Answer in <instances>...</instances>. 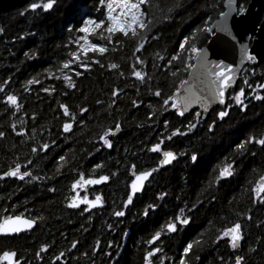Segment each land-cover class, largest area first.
Here are the masks:
<instances>
[{
    "label": "trees",
    "instance_id": "1",
    "mask_svg": "<svg viewBox=\"0 0 264 264\" xmlns=\"http://www.w3.org/2000/svg\"><path fill=\"white\" fill-rule=\"evenodd\" d=\"M43 2L24 0L0 12V85L4 88L0 131L5 133L0 137V216L42 217L34 230L1 238L0 253L14 251L21 264H111L121 241L117 234L121 224V233L128 229L131 234L119 263L114 264H142L153 247L162 249L153 256L154 264H179L182 246L193 241L198 243L187 255L189 264H233L237 255L244 257L243 264H264V201H255L252 192L264 174V146L235 147L249 135H264V88L256 87L264 84V61L245 66L228 93L231 107L222 120L216 114L227 105L217 106L205 119L196 113L178 118L171 101L166 111L159 108L162 99L176 93L186 79L193 64L188 49L193 45L201 49L210 38L208 31L197 30L205 26L209 30L223 12L224 0H145L140 6L145 26L135 27V36L132 30L127 36L108 33L105 7L99 0H55L48 11L28 9L30 3ZM248 4L249 0H237L238 8ZM84 19L105 23L86 36L78 31ZM83 37L106 51L82 52L78 43ZM181 41L186 45L183 50ZM134 70L142 78L133 76ZM30 79L39 83L29 85ZM157 89L161 97L154 95ZM241 89L243 111L233 101ZM250 93L262 99H253ZM8 94L17 96L18 106L6 103ZM60 104L69 109V117L63 116ZM154 108L158 110L153 112ZM65 122L73 124L70 132L63 131ZM189 122L196 127L184 129ZM115 123L120 128L107 137L111 144L107 147L99 136L114 129ZM176 128L185 135L168 140ZM161 140L159 154L147 151ZM44 143L50 148L41 151ZM166 150L177 159L161 167L159 160ZM193 153L199 158L196 164L190 160ZM17 163L21 171L30 173L28 177H2ZM226 164L233 166L232 175L217 180ZM150 169L156 171L145 191L124 208L131 174ZM31 175L38 178L33 181ZM80 175L110 178L101 188L103 209L91 215L66 207L70 184ZM143 205L156 209L140 217ZM181 208L190 213V225L175 234L164 233L157 244L148 245L150 233L163 231L162 226ZM117 210L125 215L114 216ZM236 222L242 224L239 251L227 244V237L216 239ZM41 245L48 247L37 256Z\"/></svg>",
    "mask_w": 264,
    "mask_h": 264
},
{
    "label": "snow or ice",
    "instance_id": "2",
    "mask_svg": "<svg viewBox=\"0 0 264 264\" xmlns=\"http://www.w3.org/2000/svg\"><path fill=\"white\" fill-rule=\"evenodd\" d=\"M100 4L105 7L104 16L107 20V29L106 31L108 33H115L120 32L123 33L125 36L128 35L129 30H132V36L136 35V32L134 30V27L144 28V14L141 11V5L145 3V0H107L105 4V0H99ZM55 3V0H45L42 4L38 3H30L28 5V9L30 10H36L38 8L43 9L44 11H48L53 7ZM117 9L119 11H117ZM246 12V9L244 6H240L238 8V13L243 14ZM222 17L226 15V13L220 14ZM105 23V20L101 19L98 22L93 19H84L83 20V26L78 29L81 33H88L91 29L90 26L94 25L95 28H100L101 25ZM216 28L218 31H224L225 26L222 22H218L216 25ZM197 31H204L207 32L208 28L205 26L203 29H198ZM111 40V36L108 38ZM187 40V37L185 38ZM88 47H90L93 51H98L100 53H104L106 49L104 47H98L96 44H91L90 46H85L84 50L87 51ZM186 45L184 41L180 42V48L183 50L185 49ZM243 47V46H242ZM188 51L192 53L193 55L190 57V59H197L198 64H192L191 68H201L204 70L205 73L208 75L214 77L215 79L207 80L201 79V73L197 72L194 74V81L193 83H187L184 80H181V84H186V87L184 88V94L181 96H176V93H173L172 95L167 96V98L162 99V104L159 105L160 109L167 110L165 106L169 105L171 101V107L176 110L178 115H183L184 111L187 110L190 104L200 102L202 104L207 103L209 99H215L218 100L221 105L225 104V89L230 84L231 80L233 79V74L231 71V65L222 66L220 64H217L214 66V68L209 71L207 67V63L204 58V53L202 49H198L196 46H191ZM200 53L199 57H197L195 54ZM27 56L28 53H25ZM73 60L76 59V53L73 52L72 54ZM177 59L176 56L172 57V60ZM243 59L246 60H253L255 59L254 56L245 55L243 56ZM140 61H138L139 63ZM171 63V61H169ZM69 64L66 62L64 64V68H68ZM81 67H87V65H80ZM110 68L115 69L117 65L110 64ZM187 67V65L185 66ZM80 73L77 72V75ZM132 75L139 78H142V73L138 70H134L132 72ZM175 75V73H173ZM65 83H67L68 87L71 88L72 82L70 78L65 75L63 77ZM4 84H7L8 81H4ZM27 83L29 85L33 83H39L38 80H28ZM196 85L200 86V95L197 94L196 91L193 89L196 87ZM257 88H264V84L257 85ZM0 91H4V88L2 85H0ZM27 91V89H25ZM44 91H48V89H44ZM149 91L151 92V88L149 87ZM255 90H253L254 92ZM176 92H180V89L177 88ZM204 93H208L209 95H203ZM113 96L117 95L116 91L112 92ZM155 96L161 97L162 92L161 90L157 89L154 93ZM252 95V93H250ZM243 96V89L240 91L235 92L233 101L234 104L237 106H240V110H244V104L242 101ZM253 99L260 100L262 97L259 94L252 95ZM5 101L7 104L12 105L13 107L18 106L17 105V96L14 94H8L5 97ZM133 104L135 105V101H133ZM151 107V105L149 106ZM231 107V104L227 105L224 110L219 111L216 116L217 119H223L226 115H228V108ZM59 108L63 110V116L69 117V109L63 105L60 104ZM157 108L153 109V112L157 111ZM81 112H84L85 109L81 108ZM149 115H152V113H149ZM199 115V114H197ZM74 118V117H73ZM215 120L213 121V124H215ZM168 121H164V125L168 126ZM213 124H209V130H212ZM63 131L64 132H70V130L73 128V124L69 122H65L63 125ZM184 129H193L196 127L195 123L189 122L187 125L183 126ZM120 128L119 123H115L114 129H106L104 130L103 134L99 136V140L103 142V145L107 147H111L110 141L107 137H109L110 134L114 133L115 131H118ZM21 132H23V129H21ZM5 133L3 131H0V137H3ZM177 135H185V131H182L180 128H176L172 131V135L167 137L168 140H171L173 137ZM164 143L163 140L157 143L151 144V147L147 149V151L152 153H160L161 145ZM258 144L264 146V135H261L259 138L255 137L254 135H249L246 137V140H242L239 143L236 144V148L238 150H244L246 148V144ZM50 146L48 143H44L40 150H47ZM33 152H37L38 149L33 148ZM46 154V153H45ZM180 155H184V153H180ZM162 159L159 160V165H168L171 164L175 159L176 155L172 150H166L162 153ZM59 159L63 161L65 158L64 156H60ZM190 160L193 162V164H196L199 162L198 156L193 153L190 156ZM101 165L97 164L95 165V168H100ZM133 168L136 166L133 165ZM232 165L226 164L225 166L221 167L219 169L218 175L216 177L217 180L221 178H226L232 175ZM156 169H151L150 171H139L138 174L136 172H133V175L135 176V179L131 181L130 188L131 191L126 193V199L122 201V206L124 208H127L130 204L133 203L134 194L141 191L143 183L152 175V173ZM30 173L27 171H21V165L17 163L15 167H10L9 170L4 171L2 173V177H17L21 180H23L25 177L29 176ZM111 175H115V173H112ZM38 177L35 175H31V179L34 181ZM109 176L108 175H100L98 179H84L83 176L79 180H76L75 183L72 184V189L75 190L78 186L82 185H95L99 184L102 181H108ZM49 191H52V189H49ZM261 191H264V177H261L260 181L258 182V187L255 189H252V192L254 195L259 196V193ZM261 201H264V197H259ZM101 202V196L96 195L94 200H89L88 196H83L82 198L79 195H74L70 198L68 206L71 208H77L80 204H86L87 207L83 209V211H88L89 208L94 207L97 203ZM155 206L150 205L149 210H152ZM195 207V205H193ZM185 209L181 208L177 213H174L173 216L170 218L168 222H166L162 226V230L165 231L166 234H175L179 232L181 229H185L186 226L190 225V213L187 215L185 214ZM143 215H147V212L142 213ZM113 215L116 217H123L125 215V212L122 210H117L113 212ZM37 219H42V217L38 218H29L23 215L14 214V215H3L0 216V235L4 236H10L12 234H18L22 231L32 229L33 226L36 224ZM242 233V224L240 222L233 223L231 227L223 229V231L216 237L217 240L222 239L223 237H227V244L232 249H237L239 247L240 241L242 239L241 236ZM161 237V231L155 232L149 240H147L148 244H153V242H159V238ZM99 243V242H97ZM195 243H198L197 241H193V243H187L182 246V253L179 255V264H189V261L187 259V255L190 254V250L193 249V246ZM47 245H41L40 252H37L36 255L40 256L41 252L46 251ZM73 247H75V242L73 243ZM162 251V249H158L156 247H153L150 251L147 252V254L144 256V264H151L149 258L153 257L157 252ZM63 255V254H61ZM15 258V259H14ZM57 261L59 260V257H55ZM244 257L237 255L234 259V264H243ZM0 262H6V264H21V261L19 258H17V254L14 251L4 250L2 253H0ZM161 264H163V261H161ZM223 264V262H221Z\"/></svg>",
    "mask_w": 264,
    "mask_h": 264
},
{
    "label": "water",
    "instance_id": "3",
    "mask_svg": "<svg viewBox=\"0 0 264 264\" xmlns=\"http://www.w3.org/2000/svg\"><path fill=\"white\" fill-rule=\"evenodd\" d=\"M23 1L24 0H0V12L2 13L10 9V7H12L13 5L14 6L19 5ZM222 7H223L222 13H226V15L223 17L219 15L211 23L209 30H208V32L210 33V38L201 49L203 50L204 58L207 63V67L209 71H211L214 68V66L217 64H220L222 66L231 65L233 79L231 80L228 87L225 89V104L221 105L219 101L215 99H209L208 102L204 104L200 102L192 103L189 105L187 110L184 111V114L182 116L178 115L176 110L174 109L175 115L178 118H184L191 113H196V114H199L197 116L201 117L202 119H205L210 113V111L216 108L217 106L224 108L227 105L228 93L230 90L234 89L235 86L237 85L239 77L243 69L245 68V66L247 64L261 63L264 61V16L263 17L261 16L262 12L264 11V0H249V4L245 8L246 12L243 14L238 13L237 0H224ZM218 22H222L224 24L225 26L224 31L217 30L216 25ZM245 53L247 55L254 56L255 59L253 60L243 59V56L245 55ZM195 55L199 57L200 53L198 52ZM193 64H198V60L193 59ZM197 72H200L202 74L201 79H205V78L207 80L215 79L214 77L205 73L204 70L199 67L190 68L188 71L187 77L184 80L186 84L187 83L195 84L194 74H196ZM186 84H180V86L178 87L180 89V92L178 93L176 92L177 97L184 94V88L186 87ZM193 90L196 91L198 95L201 94L199 85H196V87ZM203 95L207 96L209 94L204 93ZM162 158L163 157L161 155V159ZM176 159L174 161H176ZM171 164H168V165H171ZM168 165H160V166L166 167ZM150 170H146V171H150ZM155 171L143 183L141 191L135 193L134 196L142 192L146 183L149 182V180L154 175ZM99 176H91V177H87L84 179H98ZM261 177H264V174ZM261 177L256 181L255 187L253 189L258 187V182L260 181ZM8 178L9 179L16 178L18 180H21L17 177H8ZM133 179H135V176L131 174V180L128 184L129 191H131L130 184ZM109 180L102 181L101 183L95 184V185H82V187L84 188L85 187H89V188L101 187L102 185L108 184ZM71 191L72 192L74 191L72 189V186H71ZM263 194H264V191H261L259 193V196L254 195L255 201H258L259 197H261ZM75 195H78V194H75ZM69 201L70 199L66 203V207L69 210H75V209H78L79 207L86 206V204H80L79 207L77 208H71L68 206ZM102 205H103V200L101 198V202L97 203L95 207L99 208V207H102ZM34 229H35V225L33 226L32 229L22 231L21 233H18V234H12L10 236L0 235V239L3 237H6V238H10L14 236L20 237L23 233L30 232ZM239 247H240V244H239ZM239 247L233 250L239 251ZM1 264H6V262H1Z\"/></svg>",
    "mask_w": 264,
    "mask_h": 264
},
{
    "label": "flooded vegetation",
    "instance_id": "4",
    "mask_svg": "<svg viewBox=\"0 0 264 264\" xmlns=\"http://www.w3.org/2000/svg\"><path fill=\"white\" fill-rule=\"evenodd\" d=\"M163 153V152H162ZM162 155V154H161ZM83 176V175H82ZM80 177H81V175H80ZM80 177L77 179V180H79L80 179ZM89 177H91V176H89ZM83 178H87V177H84L83 176ZM150 181V180H149ZM76 182V180L73 182V183H75ZM73 183H71L70 184V196H69V198H68V200L72 197V196H74L75 194H78L80 197H83V196H86V195H88V197H89V200H93V199H95V196L96 195H100L101 196V198H102V200H103V195H102V190H101V188H102V186L101 187H97V188H89V187H82V186H78L73 192L71 191V186H72V184ZM148 183V182H147ZM147 183H146V185H147ZM145 185V186H146ZM255 187V185L253 186V188ZM144 189H145V187H144ZM142 190V192L140 193V194H138V195H136V196H134V198L135 197H137V196H141L142 195V193L145 191V190ZM104 202V201H103ZM103 206H104V204L102 205V207H92V208H89L88 209V211H83V209L84 208H86L87 207V205L86 206H82V207H79L78 209H75L74 211H81L82 213H84V215H91L92 213H94V212H96V211H99V210H101V209H103ZM149 206L150 205H143V206H141L140 207V217H145V216H147L149 213H152L155 209H156V207H154L152 210H149ZM144 212H147L148 214L147 215H143L142 213H144ZM121 218V217H120ZM132 225H133V222H132ZM158 231H160V230H158ZM131 231L130 230H124V232L123 233H121V224L119 225V228H118V231H117V234L119 235V238L121 239V241H120V243H119V246H118V248H117V251H116V255L114 256V258H113V260H112V262H111V264H114L115 262H117V263H119V259L122 257V255H123V252H124V250H125V247H126V244H127V240L129 239V237H130V233ZM165 233V231L163 230V231H161V235H163ZM153 234H155V233H153V232H151L150 233V235L148 236V238H147V240H149L150 239V237L153 235ZM160 239V238H159ZM147 242V241H146ZM154 244H157V242H153V244H148V245H154ZM149 260H150V262H151V264H154V261H153V257H150L149 258ZM142 264H144V260H143V263Z\"/></svg>",
    "mask_w": 264,
    "mask_h": 264
},
{
    "label": "rangeland",
    "instance_id": "5",
    "mask_svg": "<svg viewBox=\"0 0 264 264\" xmlns=\"http://www.w3.org/2000/svg\"><path fill=\"white\" fill-rule=\"evenodd\" d=\"M133 2H135V0H133ZM117 11H119L118 9H117ZM135 28V27H134ZM90 31L88 32V33H84L86 36L88 35V34H90L92 31H94L96 28H95V26L94 25H92V26H90ZM130 31V30H129ZM92 43L86 38V37H83L82 39H79V43H78V45H79V48H80V50L82 51V52H87V51H90V50H92L90 47H88V50L87 51H85L84 50V48H85V46H90Z\"/></svg>",
    "mask_w": 264,
    "mask_h": 264
}]
</instances>
